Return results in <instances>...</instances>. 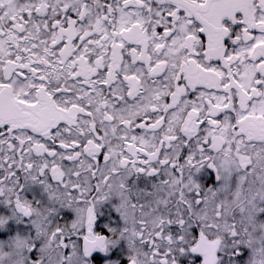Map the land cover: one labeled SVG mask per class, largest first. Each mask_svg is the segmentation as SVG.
Wrapping results in <instances>:
<instances>
[{
    "label": "snow or ice",
    "instance_id": "1",
    "mask_svg": "<svg viewBox=\"0 0 264 264\" xmlns=\"http://www.w3.org/2000/svg\"><path fill=\"white\" fill-rule=\"evenodd\" d=\"M0 264H264V0H0Z\"/></svg>",
    "mask_w": 264,
    "mask_h": 264
}]
</instances>
